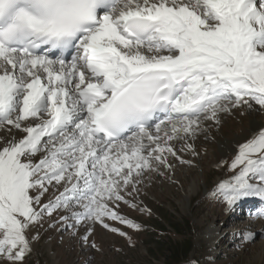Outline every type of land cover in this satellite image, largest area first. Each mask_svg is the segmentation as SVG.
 I'll return each instance as SVG.
<instances>
[{"label":"snow or ice","instance_id":"6c2138e0","mask_svg":"<svg viewBox=\"0 0 264 264\" xmlns=\"http://www.w3.org/2000/svg\"><path fill=\"white\" fill-rule=\"evenodd\" d=\"M245 106L264 111V0H0V264L45 224L84 248L97 224L139 230L121 204ZM223 164L215 200L264 204V126Z\"/></svg>","mask_w":264,"mask_h":264},{"label":"rangeland","instance_id":"374dc122","mask_svg":"<svg viewBox=\"0 0 264 264\" xmlns=\"http://www.w3.org/2000/svg\"><path fill=\"white\" fill-rule=\"evenodd\" d=\"M255 123L264 126V111L245 106L222 114L219 125L209 123L208 138L201 135L196 141L200 154L185 157L192 161L190 165H178L170 177L155 176L136 197L139 207L121 204V214L139 224V230L109 221L126 232L125 237L97 224L90 238L96 248H84L72 230L61 232L60 225L48 229L45 224L28 264H166L164 250L155 241L182 242L185 236L176 234L165 217L180 223L189 221L193 226V251L180 264H189L192 258L197 264H264V219L247 217L231 223V209L210 195L221 180L232 175L221 161L231 162L237 146L260 128ZM158 220L167 230L157 227ZM247 229L256 233L254 243L242 241L240 234ZM212 230L216 231L215 240L211 239Z\"/></svg>","mask_w":264,"mask_h":264},{"label":"trees","instance_id":"16d2710c","mask_svg":"<svg viewBox=\"0 0 264 264\" xmlns=\"http://www.w3.org/2000/svg\"><path fill=\"white\" fill-rule=\"evenodd\" d=\"M164 219L167 221L166 223L170 225V227L173 229V231L176 234L183 237L185 236L184 237L185 239L182 242H178V241H169L163 243H160L159 241H155V242H157L159 248L164 250V256L166 257L165 259L166 264H180L184 260H187L189 258V254L193 251L194 248V241L192 236L193 226L189 221L180 223L179 221L167 219L166 217ZM156 224L160 230L162 231L167 230L165 223H162L158 220ZM191 261L196 262L194 258H192ZM191 261H189V264Z\"/></svg>","mask_w":264,"mask_h":264},{"label":"bare ground","instance_id":"6f19581e","mask_svg":"<svg viewBox=\"0 0 264 264\" xmlns=\"http://www.w3.org/2000/svg\"><path fill=\"white\" fill-rule=\"evenodd\" d=\"M263 123V122H262ZM255 125H256V123H255ZM260 126L259 125H256V128H259ZM254 128V127H253ZM250 200H254V199H250ZM247 202V201H246ZM245 202V203H246ZM244 203H241L240 205H238V206H242ZM232 213H233V211H232V209L230 210V212L228 213V215L229 214H231L232 215ZM243 218H245V216L244 215H239L238 217H237V219H236V221H235V224L237 223V220H239V219H242L243 220ZM253 219V218H252ZM238 224V223H237ZM231 226H233V225H231ZM232 230H233V228H232ZM211 232V239L212 240H215V238H216V231H210ZM210 234V233H209Z\"/></svg>","mask_w":264,"mask_h":264}]
</instances>
